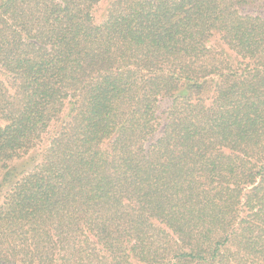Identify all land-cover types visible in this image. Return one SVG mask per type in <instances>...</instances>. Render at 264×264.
I'll return each mask as SVG.
<instances>
[{
	"label": "trees",
	"instance_id": "16d2710c",
	"mask_svg": "<svg viewBox=\"0 0 264 264\" xmlns=\"http://www.w3.org/2000/svg\"><path fill=\"white\" fill-rule=\"evenodd\" d=\"M0 264H264V0H0Z\"/></svg>",
	"mask_w": 264,
	"mask_h": 264
}]
</instances>
